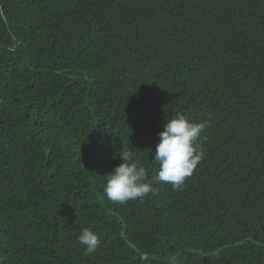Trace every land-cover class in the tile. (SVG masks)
Returning <instances> with one entry per match:
<instances>
[{"label": "trees", "instance_id": "1", "mask_svg": "<svg viewBox=\"0 0 264 264\" xmlns=\"http://www.w3.org/2000/svg\"><path fill=\"white\" fill-rule=\"evenodd\" d=\"M177 116L207 126L173 189ZM121 151L153 187L123 204ZM0 264H264V0H0Z\"/></svg>", "mask_w": 264, "mask_h": 264}, {"label": "clouds", "instance_id": "2", "mask_svg": "<svg viewBox=\"0 0 264 264\" xmlns=\"http://www.w3.org/2000/svg\"><path fill=\"white\" fill-rule=\"evenodd\" d=\"M206 126V122L196 123L184 116L167 120L153 155V160L159 165L152 178L154 182L171 184L173 189H178L193 174L203 157L202 147L196 141ZM120 159L123 162L106 174L103 191L107 198L123 204L152 192V182L147 181L146 169L134 159L133 152L121 151ZM78 240L86 246V253H93L99 244L97 234L89 228L80 232Z\"/></svg>", "mask_w": 264, "mask_h": 264}]
</instances>
